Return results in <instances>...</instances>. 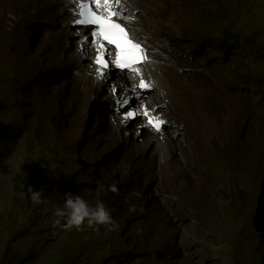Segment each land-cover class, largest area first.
Returning a JSON list of instances; mask_svg holds the SVG:
<instances>
[{"label":"clouds","instance_id":"obj_1","mask_svg":"<svg viewBox=\"0 0 264 264\" xmlns=\"http://www.w3.org/2000/svg\"><path fill=\"white\" fill-rule=\"evenodd\" d=\"M61 1L63 2V9L66 10L58 12L61 17H57V22L54 25L59 33V40L62 37V44L60 41L59 44L68 50L66 54L70 56L73 54L77 58L78 63L82 65V71L80 74L75 75V70L71 65H68L64 69H58L55 66L42 69H26L25 73H28V76H26L24 81H22L17 88H14V92L11 96V100L14 104L21 110L22 95L25 91L34 87L38 82L39 88L41 89L39 93L44 100L48 98L49 100L55 102V104L56 102L62 103L61 107L56 105V113L53 117V121L55 123L54 131L57 133L56 128L62 129L65 137H67L66 133L71 127L76 116L74 103V80L79 79V76L86 71L87 66H89L87 73L95 79V82H102L103 80L106 82L111 78V76H115L116 79L110 81L109 86L105 85L104 89L105 93L111 91L114 98V104H116V110L119 113L123 111L121 113L123 124L115 123L114 118H112L109 113L105 99L99 96L100 90H94L89 102L92 104V107L89 108V106H87L88 112L85 114L80 134L81 136H90L87 143L97 136H103L106 142L107 136L105 135V130L107 123L110 124V126H123L124 130L122 135L127 137V139L133 144H139V146H142L145 157H147V153L151 149L152 153L155 145H158L160 140L163 142L166 149L168 148L167 143L169 142V146L179 144L180 149L186 151V144L181 138L179 132L182 134L183 130H187L188 127L185 124V119L182 116H179L181 111L180 108L176 107L169 98L166 99V97H164V95H166V91L160 88L159 79L156 78V73L159 76L161 74V71H157L156 68V65L159 63L157 55L163 54L170 59H179L181 61V66L177 67V69L181 72L195 76L206 75L212 78L213 89L211 90V95L203 103L207 106H213L214 111H218L219 109L218 106L213 105L214 101H219L226 105L221 113V118L225 123L229 134L225 139L226 133L224 130H221L223 140L225 139V141L216 143L213 148L216 151L221 148L226 153L225 155H227V157L220 163L213 164L214 172L210 182V187L213 192H217V202L214 200L210 189L205 192L207 199L212 202L211 207L215 210L213 215L215 223L212 227V240L215 244L213 248H211L212 252L215 254V258L211 259L212 261L215 259V261L219 262V264H236L235 253L238 251V254L242 258V264H250L254 262H258V264H260L261 261L264 263V227L258 226V221H261V224L264 226V189H256L264 186V106L260 108V110L262 109L261 111H258L257 103L249 100L246 94V89H251L256 92L258 104L264 102V86L261 85V82L264 81V71L258 70L257 72L252 73L243 68L234 67V73L232 75L234 83L228 85L218 67H214L212 60L200 53V50H198L199 44L190 49L187 48L186 44L182 43L183 40L195 39L198 41L199 38L192 32H190V38L176 37L167 18L164 36L165 40L170 41V46L175 52H170L168 54L165 53L164 49H162L163 39L158 36V31L153 28V22L156 25L159 21H163L165 16L162 13L160 5L159 10L161 11L157 12L158 8H152L149 4V0H138L137 2L133 0H119V3H117L116 0H111L113 5L112 10L119 13L117 17H114V20L126 29L129 37L134 42L140 44L146 55L145 60L133 66L135 69H138V71H133L132 68H119L115 63L116 53L118 50L115 48V45L108 44L107 41H104L102 37L98 36V26L78 24L76 22L83 18L80 15L81 4H88L93 11H96L99 14L106 15L105 9L97 8L93 0ZM248 1L251 2V0ZM215 3L218 4L217 7H220L218 0H215L212 4L215 5ZM165 5L172 6L173 8L175 7L171 4ZM175 10L176 9L174 8V11ZM41 26L42 23H36L32 27L22 28V22L16 21L13 33L20 34L22 38H26L28 45L35 48L42 36ZM229 29L237 33L242 38L238 42H224L221 40L223 34L222 31L221 34H216V39L220 45L228 47L232 45H239L241 48L248 51L250 55L258 54L259 51L256 49L264 51V48H262L260 44L264 41L259 36H256V33L255 38L257 40V45H249L245 42L243 37L254 36V33H242L239 32V30L232 29L231 27L226 30ZM1 31L2 29L0 27V41ZM9 42H12V52H15L14 49L16 47L17 54H19V47L17 43L13 41L12 32H10ZM100 44L104 45V59L108 65L106 68H101V66L96 63L97 57L101 51ZM174 44H181L184 48L183 51L176 49ZM172 64L173 61H170L169 65ZM262 66H264V63ZM18 69H20L21 74L24 72L20 66H18ZM9 76L10 74L8 72V77ZM11 77L14 76L11 74ZM260 78V82L257 83V80ZM141 80L149 84L150 87L141 88L139 86ZM45 84L52 87L50 92L45 91ZM154 101H157L156 103L165 101L163 104L157 105V107L153 105L154 117L165 122L160 131H156L155 128L148 123L149 117L145 115L146 110L150 107L148 103H153ZM0 102L2 103V107L0 108V120L5 124L11 125L9 133L0 142L1 157L6 151V149L1 150V148L5 145L6 141H10L14 137L15 132L20 127V119L17 121L6 120L2 114L8 108V104L5 101L4 96L0 97ZM168 102L171 104L172 109L167 107L166 104ZM64 103L69 105L71 108V119L69 121L64 108ZM242 103L245 104L246 116L243 123L238 124L235 121V113L240 109ZM170 112L171 120L169 121L168 114ZM129 113H133L134 115L129 117ZM87 119H89V124L91 126L89 130L86 129L85 124ZM66 124H68L67 127ZM171 125L174 128V139L170 136ZM178 128L180 131L175 132ZM105 142L101 148L95 151V154L107 153L106 164L101 166V170L112 175L113 182L119 183L123 186V192L126 195L125 205H127L128 208L133 204H138L139 201L137 199H134L132 205L126 204L130 199L128 192L130 189V178L134 176L137 171H134L131 175L123 178L118 177L117 173L121 170V167L114 168L111 163L115 156L118 158L120 155L115 153L113 148L104 149ZM124 144L125 143L123 142L121 143L122 146ZM152 144L154 145L153 148ZM122 149L123 148H120L117 151H121ZM232 157L235 158V161L231 160ZM140 161L141 162L138 163V167L146 168L147 163L145 164L142 159ZM181 162L182 155H180V159H175L174 163H169L165 166L171 170L172 168L179 166ZM158 164L162 166L165 163L160 161ZM26 172L28 173L25 179L27 184L22 191H24V200L28 208H31L35 202L44 203V201L40 199H46V201H59L61 198L65 197L64 204L62 206L58 205L55 210L54 215L59 218L54 222L55 226H63L67 230L75 228L77 231L83 230L85 224L89 228L96 225H111L108 229L109 231L116 227V223L111 217L110 210L111 207L115 210L118 205L111 204L107 206V203L104 204L100 199L96 200L95 205L93 203L90 204L83 197L69 192L71 190L73 191V181L71 175H64L65 178L63 179V182L59 185V187H56L46 184L45 177L38 171L37 164L35 166V171L30 173V169L27 168ZM217 175V184L214 185ZM223 175H228L229 177L225 178ZM35 176H39L41 178L42 189L40 194L35 192L33 193L34 200L30 205H28L26 191L29 181ZM155 180L157 181L158 178L153 176L152 182ZM150 183L151 182H147V184ZM135 185L136 184L132 182V186ZM233 187H238V189ZM47 188H51L55 193H57V196L49 199L43 197V192ZM153 188L156 192L160 193L159 197L162 209L167 211L169 214V210L171 209L169 207L170 203L166 200L169 196V192L164 186L161 187L160 183ZM222 189H224V192ZM110 190L118 193V189L115 185H112ZM103 191H105V189L101 186L97 191V196H99ZM226 191L228 192V195L225 193ZM200 193V189H196L192 193L188 194H193L199 198ZM205 193L202 190V198L205 196ZM242 193L249 197V203L246 210L243 212L239 210V208L241 209L239 198ZM218 197L221 199V202L223 201V203L218 201ZM187 198L189 202L195 206L194 210L190 206L189 207L192 216L196 217L200 208L191 201L190 195H188ZM147 205H149V203H147ZM220 207H225V211H228L229 216L226 215V217H224L225 211H221L220 215ZM152 208L158 213L161 210V208ZM195 208L197 209L196 212ZM238 210L239 212L236 213ZM227 219L230 220V223L232 222L235 225L234 230H230L233 231V233L230 234V231H228V238L223 236L222 239H216L217 227L220 224L224 227V223H226ZM64 220L66 221L65 224ZM156 222L157 216L150 212V218L147 220L144 228L145 232L150 234L152 239L154 238L151 244L155 247L148 246V241L145 239L139 240L140 243H137L136 246L140 248V251L136 255L132 256L135 262L139 261L137 264H168L170 262V258H167L170 254H167L164 250V247L168 243H171L169 239L172 238L168 232L169 221L160 219L157 223L162 230V237L158 240L155 237L157 233ZM132 232L141 233L142 229L138 225L134 224ZM224 232L226 233L225 227ZM10 237L14 238V240L12 241L11 239L3 245L0 242V249L4 246V250L6 252L7 250L5 248V244H8L10 247L9 254H14L12 250L19 248V256L23 255L26 257L24 261L21 260L22 264H43L42 254L43 249L45 250L44 244H40L31 232L23 230L15 233L11 232ZM112 239L116 240L115 237ZM245 241L249 245H254L255 249L256 247L258 248V253L256 252L253 254L252 259L249 261L242 255L244 252L243 246ZM118 244L121 246L120 242H118ZM222 245H226L227 253L223 251ZM27 247H30V249L28 250ZM94 252V249L89 250L88 252L89 264H91L90 257ZM97 255L99 259L98 264H120L116 255L112 253L108 247H106L105 250H100V253H97Z\"/></svg>","mask_w":264,"mask_h":264},{"label":"rangeland","instance_id":"obj_2","mask_svg":"<svg viewBox=\"0 0 264 264\" xmlns=\"http://www.w3.org/2000/svg\"><path fill=\"white\" fill-rule=\"evenodd\" d=\"M214 1L156 0L157 10L160 9V4H171L175 6L177 15L173 14V16L171 14L173 7L167 6L168 14L163 21H159L155 26L161 28V23L164 22L166 27L167 18L176 37L185 38L184 35L190 34V32L195 34L199 38L198 41L190 39L183 40L182 43L186 44L187 48L190 49L199 44L198 50H200V53L212 60L214 67H218L228 85L234 83L232 78L234 67L243 68L252 73L258 70L264 71V66H262L264 63V51L256 49L259 53L250 55L248 51L239 45L229 47L220 45L216 39V34L219 35L222 31L231 27L242 33H254V35L256 33V36H259L264 41V0H251L249 3H247V0H218L220 7L213 5ZM227 8L235 11V14L233 16L227 15L225 11ZM158 36L163 39L162 49L166 50L165 53H174L175 51L172 50L170 41L165 40V36ZM5 43L8 44L7 53L2 52V42L0 41V97L4 96L8 108L2 114L6 120L17 121L20 119V127L15 132L14 137L10 141H6L1 148V150L6 149L3 156L0 157V242L2 245L11 239L12 241L14 240V238L10 237L11 232L15 233L23 230L31 232L40 244H44V255L48 256L62 252L71 259L70 264H89V250L94 249L95 252L92 256H95L100 253V250H105L106 247L116 255L120 264H137L139 261L135 262L132 256L140 251V248L136 246L137 243H140L139 240L145 239L148 241V246H154L151 244L154 238L152 239L144 228L151 212L157 216V233L155 236L157 240L162 237V230L157 223L160 219L169 221L168 232L172 238L169 239L171 243L164 247L165 252L170 254L167 257L170 258L168 264H219L215 259L214 261L211 259L215 258V254L211 249L215 244L212 240L215 210L211 207L212 202L207 199L205 192L210 189L214 200L217 202V192H213L210 187L214 172L213 164L220 163L227 155L221 148L218 151L213 148L216 143L224 142L229 133L221 118V113L226 105L222 102L214 101L213 105L218 106L219 109L214 111L215 118L211 123L213 128L209 131V138L204 137L206 117L204 118L199 108V87L203 84L205 76H195L181 72L177 69V67L181 66L179 59H170L163 54H158L160 58L165 56L167 60V67L162 73L165 74L169 68L174 67V70L183 76L179 83L186 93L185 96L193 99L197 104L198 118L200 120V126L197 125V127L199 128L198 135L201 136L202 145L200 142L193 149L192 142L184 140L185 130H183L182 139L186 144V151H183V149L179 151L178 157L180 158V154L182 155V162L179 166L171 170L165 166L166 164L174 163L172 157L176 153L169 159L161 160V162L165 163L162 166L157 164L151 168L150 161H146V168L139 167L140 170L144 171L145 175H148L146 182L140 181L139 185L132 186V177L130 178V189L128 191L130 199L126 204L132 205L134 199H137L139 203L133 204L128 208L125 205L126 195L123 192V186L113 182V176L101 170V166L106 164L107 153L95 154V151L104 145V137L97 136L87 143L90 136H81L80 134L85 116L78 120L75 117L68 130L71 138L69 139L65 137L62 129L56 128L57 133L54 131L55 123L53 117L56 113V105L61 107L62 103L56 102L55 104L48 98L44 100L39 93L41 89L38 82L22 95L21 110L11 100L14 88H17L24 81L28 73L24 71L22 75L20 69H18L17 48L15 47V52L13 53L11 49L12 42L8 43L7 37ZM174 46L179 51L184 49L181 44H174ZM32 52L35 53L34 48H32ZM12 55L14 56L11 57ZM170 61H173L172 65H169ZM42 65L43 59H36L33 62V68L41 69ZM8 72L14 77H8ZM51 90L52 87L45 84V91L50 92ZM246 94L249 100L257 103L258 111L264 106V102L258 104L256 92L246 89ZM64 108L69 121L71 119V108L65 103ZM85 124L86 129L89 130L91 127L89 119H87ZM192 124H194L193 131L196 132L197 127L195 129L196 121L194 119ZM221 130L226 133L224 140ZM231 160L235 161V158L232 157ZM36 164L38 171L44 175L47 185L59 187L65 178L64 175H71L73 191L69 192L83 197L90 204L93 203L95 205L97 199H100L104 204L107 203V206L117 204L118 207L115 210L112 207L110 210L116 227L109 231L108 229L111 225H96L98 227L89 228L85 224L83 230L77 231L75 228L67 230L63 226H55L54 222L59 219L54 215L55 210L58 205L62 206L64 204L65 197L59 201L40 199L44 203L35 202L31 208H28L22 189L27 184L25 182L28 174L26 169H30V173H32L35 171ZM193 166L198 167V173L192 169ZM114 168L116 167L114 166ZM125 176L129 175H124L122 178ZM153 176L157 177L159 181L155 180L152 182ZM223 176L225 178L229 177L228 175ZM147 182L151 183L147 184ZM158 183H160L161 187L164 186L166 188L169 192V197L172 196V200L169 201L171 202L169 205L171 207L169 210L170 215L154 199L156 190L153 187L158 185ZM165 183L168 184V187L172 186L169 187L172 191L167 189ZM112 185H115L118 193L110 190ZM101 186H103L105 191L97 196V191ZM180 188L183 189L181 198L184 204L178 199L180 197L178 195ZM196 189L201 191L199 198L193 194H188ZM202 190L205 193L203 198L201 196ZM225 193L228 195L227 191ZM188 195H190L191 201L200 208L196 217L191 214L190 207L194 210L195 206L189 202ZM239 200L241 204V209L239 208V210L243 212L247 208L249 197L242 193ZM152 207L161 208V210L158 213ZM220 209L221 215V211H225L226 208L220 207ZM196 211L197 209L195 208ZM65 223L66 221L64 220ZM134 224L142 229L141 233L132 232ZM258 226L264 227L261 221H258ZM224 227L226 233L224 232L223 236L228 238V231L234 230L235 225L227 219ZM230 232L233 233V231ZM114 237L116 240L112 239ZM118 242H120L121 246ZM27 249L29 250L30 247H27ZM222 249L227 253L226 245H222ZM257 249V247L255 249L254 245H249L245 241L242 255L249 261L252 259L253 254L258 253ZM183 256L186 257V260ZM250 264H258V262ZM260 264L264 263L261 261Z\"/></svg>","mask_w":264,"mask_h":264},{"label":"bare ground","instance_id":"obj_3","mask_svg":"<svg viewBox=\"0 0 264 264\" xmlns=\"http://www.w3.org/2000/svg\"><path fill=\"white\" fill-rule=\"evenodd\" d=\"M133 1L137 2L138 0H133ZM149 4L152 8L156 7L155 5L156 0H149ZM160 7L162 8L163 15L166 16L168 14V7L165 4H160ZM61 10H66V9H63V2L61 0H0V27L2 29L1 31L2 52L7 53L6 47L8 46H7V43H5V39L7 37V41L9 42L10 32H12L13 41L17 43L19 47L18 63L23 71L29 68H33V62L36 59L37 60L43 59V65L41 69L47 68L48 66H55L58 69H64L68 65H71L72 68L75 70V75L80 74L82 71V65L78 63L77 58L73 54L71 56L66 54L68 50L59 44V41L62 44V37L59 40V33L54 25L57 22V17L58 18L61 17L60 13H58ZM159 11L161 10H158V12ZM175 12L176 10L174 11V8L171 9L172 15L174 14L176 16L177 14ZM16 21L22 22V28H29V27H32L36 23H39V24L42 23V26H41L42 36L39 39L36 47L34 48L35 53L32 52V48L28 45L26 38H22L20 34L13 33L14 24ZM153 28H155L158 31L157 33L158 35L164 37V33H165L164 32V28H165L164 22L161 23V28L159 27L157 28L153 22ZM184 37L190 38L191 34H185ZM164 52H166V50H164ZM39 53H40V58H39ZM13 56L14 55H12L11 57ZM157 57H158L159 63L156 65V68H157V71L159 70L161 71V74L159 76L156 73V78L159 79L160 88L166 91V95H164V97H166V99L169 98L170 100H172V103L176 107L180 108L181 111L179 113V116H182L185 119V124L188 127V129L185 130V133H184L185 134L184 140H189L190 142H192L193 149H194L201 142V136L198 135L199 128L197 127V125L200 126L197 104L193 101V99L185 96L186 93L184 92L183 88L181 87L179 83L180 80L183 79V76L179 74L176 70H174V67L169 68L168 72L163 74L162 71L167 67V60L165 56L163 58L162 57L160 58V55H157ZM87 70H89V66H87L86 71L79 76V79L74 80V83H73L74 90H75L74 103L76 104V108H77L75 117L78 120L79 118L82 119L83 116H85V114L88 112L87 106H89V108L92 107V104H90L89 102L91 100L93 91L100 90L99 96L105 99V102L107 103V107L109 109V113L112 116V118H114L115 123L123 124L122 116H121V113L123 111L119 113L116 110V104H114V98H113L111 91L105 93V89H104V86L105 85L109 86V82L116 79V77L111 76V78L106 82L104 80L102 82H95V79L88 75ZM204 76H205V80L203 84L199 87V99H200L199 108L201 109L204 118L206 117L205 130H204L205 132H203L204 137L209 138L210 136L209 131H211V129L213 128L211 126V123L213 121V116L207 110L206 108L207 105L204 104L203 102L206 101L205 97L207 94L208 85H213V82H212L213 79L206 75ZM156 102L157 101H154L153 103L152 102L148 103L150 107L146 110V112L150 113L151 116H154V106L157 107V105L163 104L165 101L160 102V103H156ZM166 105L169 109H172L171 104L169 102ZM170 115H171V112L168 114L169 121L171 120ZM245 116H246V108H245V104L242 103L240 109L236 111L235 113L236 123L238 124L243 123ZM193 119L196 121V126H194L195 129L197 127L196 132L193 131L194 130L193 129L194 124H192ZM123 130H124L123 126H118V125L110 126V124L108 123L106 124L105 135L107 136V139L105 142L104 149L113 148L115 153L120 155V157L118 158L117 156H115V158L113 159L111 163L112 166L121 167V170L117 173L118 176L122 177L124 175H131L134 171H137V173L134 176H132V182L136 183V185H139L140 181L146 182L148 178V175H145L144 171L140 170L138 167V163L141 162L140 161L141 159L145 160L144 162L150 161L151 168L157 165L158 162H160L161 160L169 159L170 157L173 156L174 153L176 154L172 157V161L175 162V159H180L178 156H179V151L181 149L177 148L179 147V144H176L177 146L175 144L169 146V142H168L167 143L168 148L166 149L165 145H163V142L161 140L159 141L158 145H155V147L152 144V148L154 147V151L151 153V150H152L151 149L147 153V157H145V154L143 152V147L139 146V144L138 145L133 144L131 141L127 139V137L123 136L122 135ZM173 130L174 128L171 125L170 136L172 137V139H174ZM176 131H180V129L178 128L175 130V132ZM179 134L182 138L181 132H179ZM66 135L67 137H69L70 131H67ZM122 142L125 143L123 146L121 145ZM201 145H202V142H201ZM120 148H123V149L121 151H117ZM192 169H194L195 172L198 173V167L193 166ZM217 179H218V175H217L216 180L214 181V185L217 184ZM167 185L168 184H166V187L170 191L171 189L169 187L171 185L169 187ZM233 188L238 189V187H233ZM256 189H264V186L261 188L258 187ZM222 191L224 192V189H222ZM182 194H183V189L180 188L179 194H178L180 195V197H178V199L184 204L181 198ZM159 195L160 193L155 191L154 199L160 204V206H162ZM171 197L169 196L167 197V202L172 200ZM218 201L220 203H223V201L221 202V199H219V197H218ZM224 214H225L224 217H226V215L229 216L228 211H225ZM177 217L179 216L177 215ZM182 217H183V214H182ZM216 231H217L216 239H222L223 238L222 233L224 232V227L220 224L217 227ZM230 234L232 233L230 232ZM183 257L186 260V257L185 256Z\"/></svg>","mask_w":264,"mask_h":264},{"label":"snow or ice","instance_id":"obj_4","mask_svg":"<svg viewBox=\"0 0 264 264\" xmlns=\"http://www.w3.org/2000/svg\"><path fill=\"white\" fill-rule=\"evenodd\" d=\"M93 2L97 8L105 9L106 15L93 11L88 4H81L80 15L83 18L76 22L78 24L98 26V36L102 37L108 44L115 45V48L118 50L115 59L116 65L122 69L132 68L133 71H138V69H135L133 66L146 59L144 50L139 43L134 42L129 37L126 29L114 20V17H117L119 13L112 10L113 5L111 0H93ZM116 2L119 3V0H116ZM100 49L101 51L97 57L96 63L100 65L101 68H106L108 65L104 59L103 44H100ZM139 86L141 88L150 87V85L143 80H141ZM133 115V113H129V117ZM145 115L149 117L148 123L152 125L156 131H160L165 122L151 116L148 112H145Z\"/></svg>","mask_w":264,"mask_h":264},{"label":"trees","instance_id":"obj_5","mask_svg":"<svg viewBox=\"0 0 264 264\" xmlns=\"http://www.w3.org/2000/svg\"><path fill=\"white\" fill-rule=\"evenodd\" d=\"M249 2L250 1L247 0V3H249ZM215 5L218 6L217 3H215ZM225 11H226V14L230 15V16H233L235 14V11L230 10L228 8ZM241 38H242L241 36H239L237 33L233 32L229 29V30L223 31L221 40H223L224 42H227V41L238 42ZM243 38L247 44L257 45V40L255 38V35L251 36V37H243ZM260 44H261V47L264 48V42H261ZM260 80H261V78L257 80V83H259ZM261 85L264 86V81L261 82ZM212 89H213V85H208L207 94L205 97L206 100L210 97ZM206 108L212 114L213 119H214L215 118L214 107L213 106H206ZM35 174H39V173H35ZM54 196H57V193H55L51 188H49V189L47 188L43 192V197H45L47 199L52 198ZM5 248L7 250L6 252L4 250V246L2 249H0V264H22L21 260L24 261L26 259V257L23 255L19 256V248H15L12 250V252L14 254H9V252H10L9 248L10 247L8 244H5ZM98 260H99L98 255L90 257V263L91 264H98ZM42 262H43V264H70L71 259L68 256H66L64 253L58 252L54 255H48V256L42 254ZM235 262H236V264H242V258L238 254V251H236V253H235Z\"/></svg>","mask_w":264,"mask_h":264},{"label":"water","instance_id":"obj_6","mask_svg":"<svg viewBox=\"0 0 264 264\" xmlns=\"http://www.w3.org/2000/svg\"><path fill=\"white\" fill-rule=\"evenodd\" d=\"M2 107V103L0 102V108ZM11 128L10 124H5L0 120V142L2 141L3 138L7 136ZM42 189V184H41V178L39 176L33 177L29 181V185L27 187L26 191V197L28 200V205L32 203L33 199V193H39L41 192Z\"/></svg>","mask_w":264,"mask_h":264}]
</instances>
